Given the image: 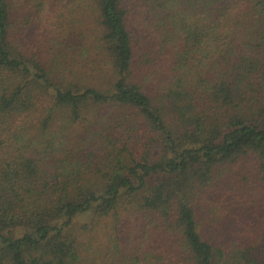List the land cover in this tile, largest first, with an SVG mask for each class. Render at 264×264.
Returning <instances> with one entry per match:
<instances>
[{
  "label": "trees",
  "instance_id": "1",
  "mask_svg": "<svg viewBox=\"0 0 264 264\" xmlns=\"http://www.w3.org/2000/svg\"><path fill=\"white\" fill-rule=\"evenodd\" d=\"M0 264H264V0H0Z\"/></svg>",
  "mask_w": 264,
  "mask_h": 264
},
{
  "label": "rangeland",
  "instance_id": "2",
  "mask_svg": "<svg viewBox=\"0 0 264 264\" xmlns=\"http://www.w3.org/2000/svg\"><path fill=\"white\" fill-rule=\"evenodd\" d=\"M32 13L30 12V8L28 10L26 9H20L19 13H16L15 17H17V19L12 20V26H11V32L13 34V32L17 31V29L22 25V21H24L28 16H30ZM47 17H50V15H48ZM48 20V18H47ZM51 22V19L48 21V23ZM96 25V24H95ZM95 25H88V23H86L84 20L80 23L77 24V28L79 29L77 31V34L72 36H69V44H74L76 45L71 51L74 54H79V52L82 50L81 48V44L83 43L85 46L90 45L94 46L95 44H97L96 38L98 36V30L96 29ZM94 27V28H93ZM24 31L26 32V35L28 37H30V39L33 41L32 45L34 47H42L43 41L45 40V34H42L43 31V26L39 24L38 20H35L34 18L31 19V21L29 22V24L27 26H21V34H25ZM80 32H82V37L80 36ZM30 41V42H32ZM33 47V48H34ZM43 51L44 52V56H46V47L45 45L43 46ZM39 54H41V49L39 50ZM90 55L91 56H96V59H100L101 55L100 53H91L90 51ZM89 60H81L82 64L88 62ZM89 68V67H88ZM87 68V69H88ZM84 70H87L86 67L83 68ZM43 97L40 96L39 97V101L37 103L36 109H37V113L38 112H42L43 107L46 104V100L42 99ZM102 112H108L106 109L102 110ZM37 113L35 114V118L37 117ZM39 114V113H38ZM108 116H110V113L108 114ZM60 124V122H57L54 126V128H57V126ZM73 131L74 132L76 130V132H74L73 134H71L70 139H74V137L81 135V133L84 130V125L82 123L74 124L73 125ZM222 197H219L218 200H212L211 202V207H208L205 203V201H201V206L198 207V212L200 214V220H201V226L203 227H210L212 225V221L216 220V224L219 226L218 229L223 230V228H230L232 227V222L230 220L231 216V212L233 211V205H232V201L235 200L236 198L232 196V194H228L226 193V195H221ZM208 197H211V194H208ZM207 197V198H208ZM218 203H217V202ZM210 203V202H209ZM219 218L217 220V218ZM229 217V220H228ZM100 226V225H99ZM113 226L111 223L104 224L100 227H98L97 231H96V239H95V244L97 245H102L105 246L107 240H108V233L111 231V229H113ZM225 230V229H224ZM211 229H208V232H210ZM96 247V245H94Z\"/></svg>",
  "mask_w": 264,
  "mask_h": 264
}]
</instances>
